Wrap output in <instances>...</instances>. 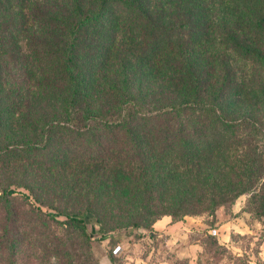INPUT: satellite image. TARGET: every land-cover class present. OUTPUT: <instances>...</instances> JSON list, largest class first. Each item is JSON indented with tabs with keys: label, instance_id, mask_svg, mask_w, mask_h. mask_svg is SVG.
Masks as SVG:
<instances>
[{
	"label": "rangeland",
	"instance_id": "1",
	"mask_svg": "<svg viewBox=\"0 0 264 264\" xmlns=\"http://www.w3.org/2000/svg\"><path fill=\"white\" fill-rule=\"evenodd\" d=\"M192 5L191 18L200 26L192 35L197 73L210 80L208 99L214 112L204 125L205 116L197 110L198 133L189 153L195 156L190 163L187 156H169L166 170L176 179L159 192L102 188V178L116 175L110 166L112 154L104 156L106 162L112 156L110 164L93 167V159L101 154L77 155L75 144L89 145L96 138L67 129L52 130L51 144L60 149L52 151L47 162L39 157L33 164L41 155L25 149L42 145L34 126L53 111L48 99L35 94V86L44 75L39 70H50L51 78L54 73L45 62L48 48L29 49L42 37L28 31L21 10L0 21L5 49L0 80L16 79L31 87L14 98L0 96V195L13 189L29 196L0 202V235L5 229L2 213L9 209V235L18 238L15 264H264V0H192ZM59 26L53 37L46 36L65 38ZM189 36L182 32L183 39ZM116 38L127 41L121 35ZM188 52L183 45L178 62L181 97L186 95ZM34 53L42 59L40 65ZM9 63L14 67L10 75L4 70ZM109 69L114 76L115 70ZM185 153L182 148L176 152ZM118 194L165 200L148 204V209L143 206L152 215L137 218L130 214L140 207L110 201Z\"/></svg>",
	"mask_w": 264,
	"mask_h": 264
},
{
	"label": "trees",
	"instance_id": "2",
	"mask_svg": "<svg viewBox=\"0 0 264 264\" xmlns=\"http://www.w3.org/2000/svg\"><path fill=\"white\" fill-rule=\"evenodd\" d=\"M193 10L192 0H63L55 3L51 0H0V21L4 16L21 15L26 28L30 24L28 31L33 30L42 37L30 43L29 49L33 51L36 45L44 51L48 48L45 62L54 73L51 78L48 77L50 70H39V75H44L35 86V94L48 99L53 111L34 126L37 143L42 145L30 144L25 149L30 155H41L33 164L39 157L47 162L50 153L60 149L51 144L52 130L67 129L77 136L96 138H91L89 145L75 144L77 155L101 154L97 160L93 159L96 164L93 167H104L114 158L110 166L116 175L102 178L99 183L102 188L131 193L146 189L159 192L168 187L176 178L166 170L167 158L187 156L190 163L195 155L189 153L198 133L196 112L202 110L204 125L214 112L213 102L208 99L210 80L197 73L193 51L196 43L192 35L200 26L191 18ZM57 24L64 29L65 38L54 41L49 36L53 37L51 32ZM92 30H95L93 34ZM184 31L190 35L188 39L182 38ZM117 35L126 37L127 41L117 42ZM183 45L188 46L189 52L185 54L186 95L181 97L178 62ZM2 46L0 39V54L5 52ZM34 55L40 65L42 59ZM111 66L114 76L108 70ZM13 68L10 63L4 66L8 75ZM16 81L0 80L1 99L14 98L22 89L30 91L31 87ZM100 129L102 132L96 136L95 131ZM179 148L187 152L186 155H177ZM109 152L113 157L109 155L106 162L104 156ZM18 196L29 199L26 193L10 189L0 195V202L8 203ZM189 199L183 198L179 203ZM164 200L162 196L129 194L110 198L112 203L140 207L130 214L137 218L152 215L143 206L148 209V204L160 205ZM192 200L201 204L199 198ZM8 210L2 213L5 229L4 235H0V263L15 264L18 238L9 235L8 226L12 221ZM47 215L52 219L59 217L53 213ZM68 219L83 223L76 217Z\"/></svg>",
	"mask_w": 264,
	"mask_h": 264
}]
</instances>
